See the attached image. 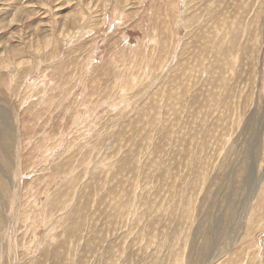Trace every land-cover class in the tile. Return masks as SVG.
Here are the masks:
<instances>
[{
  "label": "rangeland",
  "instance_id": "1",
  "mask_svg": "<svg viewBox=\"0 0 264 264\" xmlns=\"http://www.w3.org/2000/svg\"><path fill=\"white\" fill-rule=\"evenodd\" d=\"M0 264H264V0H0Z\"/></svg>",
  "mask_w": 264,
  "mask_h": 264
},
{
  "label": "bare ground",
  "instance_id": "2",
  "mask_svg": "<svg viewBox=\"0 0 264 264\" xmlns=\"http://www.w3.org/2000/svg\"><path fill=\"white\" fill-rule=\"evenodd\" d=\"M236 31V30H235Z\"/></svg>",
  "mask_w": 264,
  "mask_h": 264
}]
</instances>
